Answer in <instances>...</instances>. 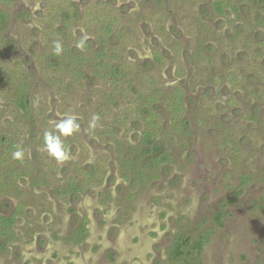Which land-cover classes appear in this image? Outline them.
I'll list each match as a JSON object with an SVG mask.
<instances>
[{
    "label": "rangeland",
    "instance_id": "rangeland-1",
    "mask_svg": "<svg viewBox=\"0 0 264 264\" xmlns=\"http://www.w3.org/2000/svg\"><path fill=\"white\" fill-rule=\"evenodd\" d=\"M213 1L0 0L10 17L4 64L29 73L40 120L33 140L30 122L0 95V137L18 144L9 165L28 173L0 206L12 215L23 204L13 233L0 236V264H186L172 258L175 241L204 233L191 264H264V28H255L264 0L252 11L248 0H228L239 11L228 6L222 18ZM99 40L107 65H122L119 82L100 65ZM64 44L81 51L85 76L54 78L47 59L62 57ZM148 95L156 97L144 105ZM147 131L169 158L155 168ZM132 163H144L142 178ZM70 180L81 192H56Z\"/></svg>",
    "mask_w": 264,
    "mask_h": 264
},
{
    "label": "trees",
    "instance_id": "trees-1",
    "mask_svg": "<svg viewBox=\"0 0 264 264\" xmlns=\"http://www.w3.org/2000/svg\"><path fill=\"white\" fill-rule=\"evenodd\" d=\"M252 1L254 2V0ZM255 2H256V7H258L260 0H255ZM226 6H231L235 12L239 11V9L235 5L233 6L230 2H228V0H216L213 2L214 9L220 14L224 13ZM23 12L25 14H22V15H24L25 17L27 16V14H29V10L25 9ZM9 19H10L9 14L5 10L0 9V95L4 91L6 92L5 94L8 95L7 96L8 103L13 104L18 108L19 114L25 118V123L27 121L30 122L31 124V126L29 127L30 134L32 135L33 140L34 139L37 140L38 138L37 129L39 128L40 120L39 118L35 117V114L33 115V112H34L32 109L33 103H32V96L30 93V87L32 86V83L30 81L31 77L29 73L23 76L19 72L8 71L4 64L5 43H7L9 47L11 46L10 44L11 42L10 41L7 42L8 39L4 38L3 36V31L7 27ZM263 19L264 17L262 16V12H259V16H257V22H256L258 26L259 24L263 25L262 24ZM107 22H108L107 25L102 26L103 28H105L106 36L113 33V30H114L113 27H114L115 20L112 19L110 22L109 21ZM239 34H240V31H238V34H236L237 35L236 37H238ZM104 39L106 41V38ZM105 41L99 40L100 46H99V50L96 52L98 57H100L101 59L100 65L107 69L106 72H108L110 79H113L112 80L113 82H119L123 78L125 73L123 72L122 65L119 62H114L110 64L108 63L107 65L106 63L107 62L106 61L107 47L105 46ZM62 49H64V51H61L62 57L52 55L56 53L54 51L50 55L51 58L47 59L49 60L48 63L51 62V64L54 65L55 73H56L54 75L55 76L54 78H57V74L64 70H70L72 72H76V70H79L80 72L79 75L85 76V71L83 69L85 60H84V57L81 56V53H80L81 51L77 47H73L70 44H64L62 46ZM213 49H214V46L211 44L209 45L201 44V48L198 49V54L203 53V52L210 53L213 51ZM160 59H161L160 55H157L156 60L159 61ZM149 63L150 62H146L145 66H148L147 64ZM109 67H110V70H109ZM94 73L99 74L98 71H95ZM143 73H146V71H144ZM130 87L134 91L137 92L136 87L132 86V84ZM153 96L156 97V95H153ZM183 96L184 95L182 91L180 92L178 101L173 102L174 103L173 105L175 106L174 110L176 113L181 111V108H182L181 103L183 104V99H184ZM154 97H152V95L150 96L148 95L146 97L147 100L145 101L144 105H148L150 100H152ZM143 111L145 113L147 112L149 113L151 109L149 107H146V108H143ZM22 117H19L20 120H18V122L21 123L22 122L21 120L22 119L24 120V118ZM151 118H152L151 115L146 116V119L148 120H150ZM179 123H183L182 124L183 130H185V132H187L188 135L190 136L191 126L189 125V120L182 118V121ZM155 136L156 135L153 131L144 132V135H143L144 139L142 142L145 145V150H144L145 155H148L154 152L159 157V158H155L156 160L151 163V167L153 168H155V165H160L162 162L169 160L168 156L166 154H163V147L155 143V140H154ZM17 145L18 144H16L13 140H10L8 135L3 134V136L0 137V148L2 149V151L0 152V170H1L0 171V206L2 205L4 196L10 195V193H12L13 190H14V194L20 191V189L18 188L16 184V179L21 178L24 181V176H27L28 174L26 172L27 170H24L21 172L15 171L16 169L12 170L13 167L9 165L10 162H15L16 160L18 161L19 159L18 156H16L15 158L11 157V154L17 151L15 149ZM39 156H40V153L37 151L35 153V157L38 158ZM37 160L38 159H36V161ZM130 165L133 166V169L131 170L133 171L134 174H136L137 176H140V178H142V176L145 175V172H144L145 167L143 166L144 163H142L141 165L139 164L135 165V163H132ZM30 167L31 169L29 170H32V172H35L37 168V163L36 165L31 163ZM88 176L90 180L93 178L91 174H89ZM37 181L39 182V184L41 183L39 179H37ZM41 181L43 182V180ZM83 186L84 185H82L81 182L70 180L68 181V184H66V186H60L61 188H56V192H61L65 194H78L83 189ZM22 206L19 205L17 210L12 215H3L1 214V211H0V236L8 237L9 235L13 233V227L16 221L15 219L18 213L20 212V209H22ZM221 217H222V214L218 213L216 218L220 225L223 224L221 221ZM82 231L86 232V229L81 226L80 229L77 230V234L80 235ZM206 240H207V235L205 233L200 234L198 238L194 241H191L188 237L184 235L179 236L177 240L175 241V244L172 248V253H171L172 258L185 260L186 264H191V260L195 258V255L201 254L203 250V246L206 243Z\"/></svg>",
    "mask_w": 264,
    "mask_h": 264
},
{
    "label": "flooded vegetation",
    "instance_id": "flooded-vegetation-1",
    "mask_svg": "<svg viewBox=\"0 0 264 264\" xmlns=\"http://www.w3.org/2000/svg\"><path fill=\"white\" fill-rule=\"evenodd\" d=\"M216 1V0H215ZM214 2V1H213ZM213 2H212V5H211V7H210V9L212 8V10L214 11V13L216 14V15H218L219 17H223L224 16V14L225 13H227V12H229L228 11V6H226V8H225V11H224V13H222V14H220V13H218L215 9H214V7H213ZM252 2V3H251ZM247 7L250 9V11H252L254 8L256 9V2H255V0H254V2L252 1V0H248L247 1ZM232 10L234 11V9L232 8ZM231 10V11H232ZM210 11V10H209ZM256 12H257V15H256V17L257 16H259V12H262V9H257L256 10ZM234 13H235V11H234ZM203 14L204 15H206V13L203 11ZM210 13H208L207 15H209ZM262 16L264 17V12H262ZM256 20H257V18H256ZM257 22V21H256ZM255 22V28H260V29H262V28H264V19H263V21H262V24L263 25H260L259 24V26L257 25V23ZM253 23V22H252ZM211 45H213L212 43H210ZM214 46V45H213Z\"/></svg>",
    "mask_w": 264,
    "mask_h": 264
}]
</instances>
